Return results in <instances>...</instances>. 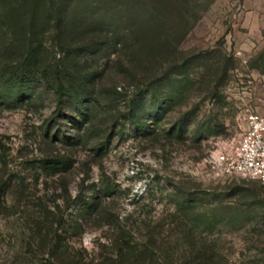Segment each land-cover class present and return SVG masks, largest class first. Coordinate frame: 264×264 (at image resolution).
Wrapping results in <instances>:
<instances>
[{"label":"rangeland","instance_id":"rangeland-1","mask_svg":"<svg viewBox=\"0 0 264 264\" xmlns=\"http://www.w3.org/2000/svg\"><path fill=\"white\" fill-rule=\"evenodd\" d=\"M251 112L264 0H0V264H264Z\"/></svg>","mask_w":264,"mask_h":264},{"label":"built area","instance_id":"built-area-1","mask_svg":"<svg viewBox=\"0 0 264 264\" xmlns=\"http://www.w3.org/2000/svg\"><path fill=\"white\" fill-rule=\"evenodd\" d=\"M245 121L238 142L227 151L212 154L209 163L217 174H239L257 180L264 188V116L251 112Z\"/></svg>","mask_w":264,"mask_h":264}]
</instances>
